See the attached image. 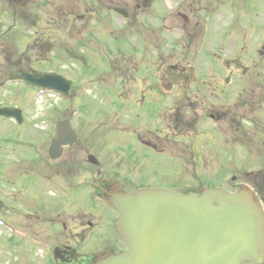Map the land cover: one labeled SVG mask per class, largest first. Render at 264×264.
Here are the masks:
<instances>
[{"label":"flooded vegetation","instance_id":"obj_1","mask_svg":"<svg viewBox=\"0 0 264 264\" xmlns=\"http://www.w3.org/2000/svg\"><path fill=\"white\" fill-rule=\"evenodd\" d=\"M218 10L220 98L216 113L209 117L217 122L220 141L242 146L245 156L264 159V150L256 151L255 144L259 139L264 146V0H0V16L7 20L0 22V79L22 72L59 73L78 79V84L95 78L108 82L109 86L96 90L110 95L111 105L119 98L122 106L145 114L165 100L186 111L191 107L188 88L169 83L162 87L161 61L176 57L169 34L174 37L177 32L186 46L191 45L193 38L205 36L210 28L205 16ZM69 94L79 98L81 88L71 87ZM178 94L183 96L177 98ZM148 118L163 119L169 127L192 124L177 111L163 117L149 112ZM44 129L47 135L49 126ZM2 132L16 133L14 123ZM136 140L157 153L173 144L151 131ZM1 141L9 146L23 144L6 137ZM40 151L19 153L13 147L0 151V182L15 183L18 165L29 173H47L48 152L46 156ZM63 164V159L56 160L51 168L59 170ZM249 177L264 205V170ZM0 196L10 200L8 189L0 188ZM108 223L101 224L106 233ZM96 225L87 222L84 228L90 233ZM118 247L110 243L105 252Z\"/></svg>","mask_w":264,"mask_h":264},{"label":"water","instance_id":"obj_2","mask_svg":"<svg viewBox=\"0 0 264 264\" xmlns=\"http://www.w3.org/2000/svg\"><path fill=\"white\" fill-rule=\"evenodd\" d=\"M248 191L204 190L181 196L163 190L114 195L117 230L126 253L98 264H249L264 250L262 212Z\"/></svg>","mask_w":264,"mask_h":264},{"label":"rangeland","instance_id":"obj_3","mask_svg":"<svg viewBox=\"0 0 264 264\" xmlns=\"http://www.w3.org/2000/svg\"><path fill=\"white\" fill-rule=\"evenodd\" d=\"M41 104H43V102L40 101L37 103V105H35V107L38 109L37 112L39 115L41 113V109H40ZM29 117H31V118L35 117V114H32ZM109 138L111 139L110 135H109ZM115 139H117V137ZM124 141L129 146H130V144H132V142L129 139H124ZM195 145L198 147L197 148L198 150H201L200 142L195 143ZM141 152H145L146 156H149V158H148L149 159V162H148L149 166L147 167L143 178H140V179H143L144 181H147V183L153 184L155 182V184H161L164 186H169L168 185L169 181L173 182L174 184H184V183L189 182L191 180V182H193V183H192V187H189L190 188L189 190H191V189L194 190V188H196L198 186L203 187L204 185L199 183L200 181L202 183L206 184V186L215 185L217 183H219V185L221 184V186H222V185L229 183L228 179L231 176V173L223 175V178L221 175H218L219 179H217V176L215 173L216 172L215 168L217 167L219 159H210V164H207V165L206 164L202 165L201 159L194 160L193 167H192V162H191L188 165V167L186 165H184L183 168H181L180 164L177 161H174V159H169L166 155H163L162 153H161V155L157 156L151 152H146V151H141ZM97 153L99 155L103 156L102 150H98ZM196 153L198 154L199 151H197ZM100 161H101V159H100ZM229 161H230V163H232V160H229ZM253 161L254 160H247L244 158L241 159L242 169L244 168V166L246 169H248L249 166L252 165ZM106 162H107V159L103 156L102 161H101L102 165L100 168V171L102 172V174H106V171L108 169V167L106 166ZM81 165H82V169L80 170L81 176L79 177V180H80V183L83 184L84 179L86 177L90 176L89 175L90 173H88V171L84 167L86 165L84 162V155L83 154L81 155ZM91 172L93 173V175L96 174V169L92 168ZM232 172L234 173V171H232ZM224 178L227 181H225V180L223 181ZM89 191H90L89 187H87L85 185L80 186L81 195L82 194L87 195L89 193ZM84 196H80L78 201L81 202L82 206L88 207L87 203L84 201L86 196L85 197ZM81 205H80V208L82 209ZM43 211L45 213H49L45 209ZM99 213H102L101 210ZM16 222H17V220H16ZM8 238H9L8 235H6L0 231V260L10 262L9 256H10L11 246L9 244ZM70 241L75 243L76 239L71 238ZM12 244L16 245V253H18L20 251L18 254H16L17 261H18L17 264H33V263L42 264L41 258L44 257L46 259L48 257L49 250L46 247L43 248V246L41 248L37 247V250L34 251V256L32 257L33 250H34L33 246H32L33 245L32 241L29 242L28 244H26L23 241H20L19 238H16V236H15L12 240ZM12 256L14 258L15 255L13 254ZM31 257H32V259H30ZM13 264H15V263L13 262Z\"/></svg>","mask_w":264,"mask_h":264}]
</instances>
